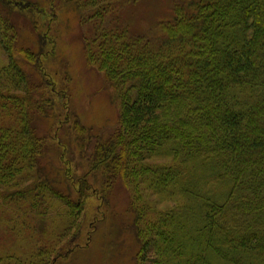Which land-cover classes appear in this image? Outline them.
<instances>
[{"label":"trees","instance_id":"obj_1","mask_svg":"<svg viewBox=\"0 0 264 264\" xmlns=\"http://www.w3.org/2000/svg\"><path fill=\"white\" fill-rule=\"evenodd\" d=\"M64 9L110 131L72 108ZM116 186L134 264H264V0H0V264L79 255L83 203Z\"/></svg>","mask_w":264,"mask_h":264},{"label":"rangeland","instance_id":"obj_2","mask_svg":"<svg viewBox=\"0 0 264 264\" xmlns=\"http://www.w3.org/2000/svg\"><path fill=\"white\" fill-rule=\"evenodd\" d=\"M56 13L59 17L52 23L53 34L60 38L59 54L69 62L68 68L62 71L69 78L67 82L72 108L86 127L95 128L97 133L107 128L106 131H110L118 122V105L113 101L112 92L104 85L101 75L88 68L83 59L82 36L90 33L91 25H84L87 27L78 30L77 15L72 9L57 10ZM39 21L44 24L42 18ZM31 36V31L24 32L23 39L31 40ZM58 71L62 72L60 68ZM63 77L65 79V74ZM40 128L41 134L47 133L42 126ZM76 158L81 160L78 154ZM79 173L82 175V172ZM124 198L125 190L116 186L109 196L111 202L106 207L107 214L102 208L104 203L98 198L85 200V224L81 240L85 250L62 264H134L138 246L130 231L132 216L125 211Z\"/></svg>","mask_w":264,"mask_h":264}]
</instances>
